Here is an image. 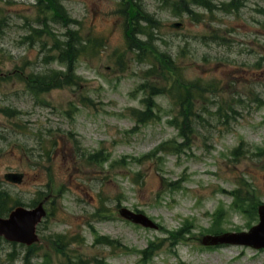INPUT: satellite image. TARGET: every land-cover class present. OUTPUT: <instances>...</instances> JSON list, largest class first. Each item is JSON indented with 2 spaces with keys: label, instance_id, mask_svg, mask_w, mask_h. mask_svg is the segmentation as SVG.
I'll use <instances>...</instances> for the list:
<instances>
[{
  "label": "rangeland",
  "instance_id": "1",
  "mask_svg": "<svg viewBox=\"0 0 264 264\" xmlns=\"http://www.w3.org/2000/svg\"><path fill=\"white\" fill-rule=\"evenodd\" d=\"M62 4L78 19L79 33L85 38H102V44L95 52L79 55V89H54L35 99L12 73L60 67L44 57L42 47L44 42L51 47V37L29 38L28 25L42 28L34 21L38 12L37 20L41 19V3L0 0V13L6 15L7 22L0 31V107L19 111L12 117L0 113V182L12 200L29 204L51 174L55 187L62 185L66 192L54 203L55 219L43 223L40 233H62L72 238L70 247L75 250L59 256L44 244L31 264H40L45 253L51 264L66 258L77 261L80 254L96 260L95 264H136L138 256L124 254L122 247L143 249L155 237L166 240L159 242L162 247L151 264H264V250L206 249L197 239L206 234L208 213L217 203L224 207L220 212L225 210L224 229H247L249 219L234 211L231 196L223 193V189L232 190L238 179L242 181L238 197L248 200L246 210L264 203V0H244V6L231 13H208L194 7L202 15L198 23L160 0H138L143 15L136 12L131 20L133 24L139 17L144 20L138 37L149 39L151 46L143 56L139 50H125L119 0H62ZM143 16L151 17L147 21L151 30H146ZM174 23L181 26L172 27ZM51 29L59 37L65 30L54 23ZM158 51L175 59L174 66L183 79H199L218 90L203 93L206 100L195 102L189 146L177 155L159 152L121 169L88 164L83 155L99 147L112 160L139 157L177 137V130L167 122L177 107L168 97L157 98L160 120L130 131L134 121L128 109L142 108V91L136 87L140 83L157 88L164 85L158 67L149 75L145 72L154 62L152 52ZM82 94L93 101L92 106L79 103ZM70 103L77 104V109L69 111ZM69 133L75 135L76 145L68 139ZM239 143L240 149L232 153ZM240 151L244 154L239 155ZM10 171L23 173L20 185L3 181V174ZM100 197L113 219L91 220ZM117 204L118 208H136L171 230L183 228L185 219L190 224L184 228L183 240L172 248V241L159 228L134 227L118 219L114 212ZM89 221L100 235L116 239L114 246L93 245ZM253 223L251 220L249 225ZM26 254V247L0 240V264H22Z\"/></svg>",
  "mask_w": 264,
  "mask_h": 264
},
{
  "label": "trees",
  "instance_id": "2",
  "mask_svg": "<svg viewBox=\"0 0 264 264\" xmlns=\"http://www.w3.org/2000/svg\"><path fill=\"white\" fill-rule=\"evenodd\" d=\"M45 4V9L46 10H52L56 15H59V17L61 18V14L63 13L62 8L60 9V7L58 6V3L56 0H42ZM126 7H127V12L129 11V14L127 15V17H129L130 22H133L131 20L132 16L136 14V12L138 13V9L136 4H134L133 0H126ZM148 19V18H147ZM146 19V20H147ZM130 27H128V32L126 33V36L130 39V41L133 43L134 37L132 35V30L135 32L136 30H134V26L133 24H129ZM78 43L76 40H69L67 42H60V41H56V48L59 50V58L61 60H67L68 58H74L75 56V52L77 50H79L78 48ZM145 43L143 42H136V46H138L140 49L144 50L145 48ZM162 62L167 63L168 61L163 57L162 58ZM55 84L60 85L62 84V82L59 81V79H54ZM35 83V82H34ZM70 83V76L66 77L63 81V84H68ZM37 84V83H36ZM34 89H37L38 91H40V89L38 88V86H33ZM186 108L184 110V119H188L191 117L192 113V109H191V99L190 98H186ZM150 102V101H149ZM149 104V103H148ZM149 110H147L144 114L143 117H147L148 116V112ZM5 201V194L3 192H0V203ZM68 258V263L67 264H71ZM81 264L82 262L79 261ZM72 264H74L72 262Z\"/></svg>",
  "mask_w": 264,
  "mask_h": 264
},
{
  "label": "water",
  "instance_id": "3",
  "mask_svg": "<svg viewBox=\"0 0 264 264\" xmlns=\"http://www.w3.org/2000/svg\"><path fill=\"white\" fill-rule=\"evenodd\" d=\"M261 219L264 224V211L260 212ZM133 220L141 222L144 225L149 224L146 219L141 216L133 217ZM34 220L32 217H27L24 212L17 210L11 214L10 219L5 222H0V234H4L6 238L15 239L30 243L33 237ZM251 243L252 240H244ZM210 242H214L213 240Z\"/></svg>",
  "mask_w": 264,
  "mask_h": 264
}]
</instances>
